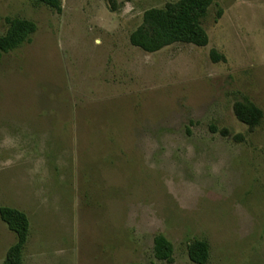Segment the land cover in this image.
<instances>
[{
  "label": "rangeland",
  "instance_id": "1",
  "mask_svg": "<svg viewBox=\"0 0 264 264\" xmlns=\"http://www.w3.org/2000/svg\"><path fill=\"white\" fill-rule=\"evenodd\" d=\"M175 1L0 0V36L7 17L37 24L0 60V206L30 218L24 264H196L194 239L207 264H264V117L235 113L264 112V0H213L206 46H134ZM15 241L0 218V264Z\"/></svg>",
  "mask_w": 264,
  "mask_h": 264
},
{
  "label": "trees",
  "instance_id": "2",
  "mask_svg": "<svg viewBox=\"0 0 264 264\" xmlns=\"http://www.w3.org/2000/svg\"><path fill=\"white\" fill-rule=\"evenodd\" d=\"M111 4L115 0H108ZM56 12H62V0H37ZM213 0H178L164 7L150 8L144 12L140 26L131 34V43L146 52H157L177 42L206 46L209 34L204 26ZM7 30L0 36V60L3 54L13 51L27 42H31L37 31V24L29 19L7 17ZM211 57L224 60L216 50ZM235 113L239 120L251 128L258 126L264 112L249 100L238 102ZM0 218L10 231L16 235L15 243L8 249L3 264H24V249L28 243L31 229L30 218L24 211L12 206H0ZM154 256L160 261L174 262V245L162 233L154 238ZM188 255L196 264H207L210 257V245L206 240L194 239L188 244ZM126 264H143L129 262Z\"/></svg>",
  "mask_w": 264,
  "mask_h": 264
}]
</instances>
